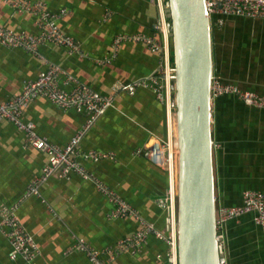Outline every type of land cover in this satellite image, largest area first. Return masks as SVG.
Listing matches in <instances>:
<instances>
[{
	"label": "crops",
	"instance_id": "crops-1",
	"mask_svg": "<svg viewBox=\"0 0 264 264\" xmlns=\"http://www.w3.org/2000/svg\"><path fill=\"white\" fill-rule=\"evenodd\" d=\"M43 2L52 12L66 9L59 22L63 33L81 44L86 56L46 44L40 54L59 65L77 83L102 96H114V105L99 119L82 142V151L114 154L115 159H80L81 164L120 195L144 221L168 233V211L158 205L169 187L167 171L154 165L148 154L153 138L176 137L171 107L147 89L127 92L133 82L152 77L160 58L142 43L123 44L110 64L96 59L110 56L114 38L121 34H152L159 24L155 0H29ZM38 17L21 13L0 0V25L16 32L38 33ZM214 77L244 91L264 96V19L223 17L212 28ZM47 69L39 57L0 45V104L19 95L27 80ZM75 84L67 86L72 90ZM217 199L220 206L242 204L245 191L264 193V109L249 107L235 96L212 101ZM23 120L51 143L65 147L81 129L85 117L63 111L44 98L33 101ZM50 156L27 147L25 133L8 121L0 123V221L2 207L18 204L22 226L34 237L39 255L32 263L11 259L12 248L0 231V264H93L82 252L69 253L77 239L105 249L141 230L133 218H108L111 204L92 181L79 176L50 178L39 195L24 199L28 186L42 174ZM248 214L226 226V264H264V229ZM171 248L149 236L136 254L121 253L109 264H172ZM178 256V255H177ZM178 264V258H177Z\"/></svg>",
	"mask_w": 264,
	"mask_h": 264
},
{
	"label": "built area",
	"instance_id": "built-area-1",
	"mask_svg": "<svg viewBox=\"0 0 264 264\" xmlns=\"http://www.w3.org/2000/svg\"><path fill=\"white\" fill-rule=\"evenodd\" d=\"M11 9L21 13H33L38 17V33L16 32L0 25V45L9 49H20L36 55L46 64V71L35 80H27L19 95L6 103L0 104V123L8 121L25 133L27 147L38 149L50 156L49 163L43 168L42 174L35 177L28 186L24 196L39 195L40 186L50 178L69 180L76 175L84 180L92 181L97 190L103 194L112 208L108 218L112 220L133 218L141 224V230L134 236L119 241L116 245L105 249H95L83 239H77L69 253L82 252L93 264H109L121 253L136 254L146 243L149 236H155L166 242L171 248L172 264H177V181H178V143L172 134L167 140L153 138L148 146L150 161L167 171L169 187L158 205L168 211V233L159 231L154 224L144 221L120 195L101 181L95 174L89 172L80 159H111L114 154L82 151V142L99 119L114 105V96L106 97L90 87L77 83L59 65L51 63L40 54V49L46 44H55L67 49L69 55L78 54L85 57L81 44L74 38L63 33L59 22L68 16L66 9L59 12L50 11L43 2L29 0H3ZM159 12V24L155 31L145 33L121 34L114 38L111 54L102 59H96L98 65L112 63L119 54L123 44L142 43L160 58V67L155 75L139 79L126 87H118L127 92L137 89L152 91L166 106L173 104L174 91L172 82L175 75L171 41L168 36V20L164 15L165 0H155ZM206 8L211 26L222 25L223 17H239L264 19V0H206ZM74 83L72 90L67 86ZM235 96L245 105L264 109V96L251 91H244L232 83H225L213 77L211 85L212 101L223 96ZM38 98H44L63 111H76L85 117L81 129L71 138L65 147L51 143L47 138L36 132L33 122L23 120L25 110ZM18 204L12 207H2L0 231L8 239L12 248L11 259H23L34 262L39 255V248L34 237L22 226L17 215ZM253 214L254 223L264 229V193L248 190L243 193L242 204L235 207L219 206L217 229L219 244L225 250L226 226L230 221H239L245 215ZM226 264V263H225Z\"/></svg>",
	"mask_w": 264,
	"mask_h": 264
},
{
	"label": "water",
	"instance_id": "water-1",
	"mask_svg": "<svg viewBox=\"0 0 264 264\" xmlns=\"http://www.w3.org/2000/svg\"><path fill=\"white\" fill-rule=\"evenodd\" d=\"M163 10L175 71L178 264H225L217 229L213 40L206 0H165Z\"/></svg>",
	"mask_w": 264,
	"mask_h": 264
}]
</instances>
